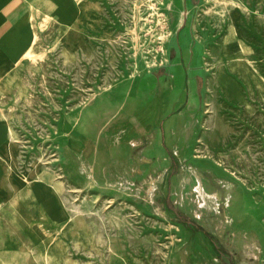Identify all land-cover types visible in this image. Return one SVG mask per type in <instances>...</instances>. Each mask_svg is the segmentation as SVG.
<instances>
[{
	"label": "rangeland",
	"instance_id": "rangeland-1",
	"mask_svg": "<svg viewBox=\"0 0 264 264\" xmlns=\"http://www.w3.org/2000/svg\"><path fill=\"white\" fill-rule=\"evenodd\" d=\"M53 2L57 15L30 17L33 42L0 83V163L25 208L39 185L62 208L56 221L37 207L34 241L0 264H264V1H203L187 64L168 0ZM234 9L247 14L231 26ZM191 78L199 105L183 113ZM118 86L146 107L85 122Z\"/></svg>",
	"mask_w": 264,
	"mask_h": 264
},
{
	"label": "crops",
	"instance_id": "crops-1",
	"mask_svg": "<svg viewBox=\"0 0 264 264\" xmlns=\"http://www.w3.org/2000/svg\"><path fill=\"white\" fill-rule=\"evenodd\" d=\"M68 1L72 6L71 8L75 9L72 0ZM168 1L169 3H167L166 11H171L172 15L175 16V19L169 24L170 32L175 33V40L173 43L181 47L179 53L177 52V58L184 64L196 62L199 57L196 56L197 54L194 53L193 50L195 39L192 32L195 30V24H192V15L195 9H198L197 13H199L200 10L203 11L206 8L205 5H203V8L201 7L203 1L206 0ZM251 1L252 6H257L260 0ZM55 8L56 5L53 0H0V83L5 80H11L17 76L14 67L11 68V66L19 62L23 52L28 49L33 42V30L29 23L30 17L35 16L37 12L41 15H57ZM252 10V15L260 14L259 11H254L253 8ZM246 14V11L243 10L241 12H238L236 9L230 10V12H227V23L234 26L236 25L237 20L239 18L243 19ZM251 14L249 13L247 17H251ZM232 17H235V19L233 20ZM171 54L172 56L174 55L173 50L171 51ZM198 80H195L194 78L187 79V102L183 107V113L196 108L199 105L200 86ZM5 85L6 84L4 83V86ZM120 87L121 86L117 87L113 94L107 92L103 93L100 98H95L92 107L88 108L85 112L83 120L88 122L97 119L96 111L100 107H102L104 112L107 111L106 113L109 114L110 118L114 116L121 117L125 115L126 110L139 112L142 111L143 106L146 107V104L144 105L142 102L141 104L133 103L135 102L134 100L126 103V93L122 91ZM151 108L154 113L153 107ZM146 109L147 108H145L144 111ZM151 125V122L148 126L137 125L131 132L134 136L145 134ZM160 135L161 132L154 137L149 148L160 143ZM4 143H9L8 127L5 121L0 119V144L3 145ZM2 168H5L6 170ZM4 172L5 174H3ZM0 184V204H10V215L0 221V251H25V248L30 247L31 245V238H33V241L35 238V224L38 221L35 217L37 206L42 208L44 213H50L56 221H58V216L57 214L54 216L53 213H57L56 210L62 207L59 208V200L57 202L56 196H52L53 194L49 188L45 185H39L34 186V199L31 200V203L26 209V199H24L25 194H20L17 190H14V187L17 186L15 175L9 174L8 168L3 167L1 163ZM63 217L64 219L66 218L65 216ZM24 234H26V236H24Z\"/></svg>",
	"mask_w": 264,
	"mask_h": 264
},
{
	"label": "bare ground",
	"instance_id": "bare-ground-1",
	"mask_svg": "<svg viewBox=\"0 0 264 264\" xmlns=\"http://www.w3.org/2000/svg\"><path fill=\"white\" fill-rule=\"evenodd\" d=\"M159 1V0H158ZM65 4V3H64ZM57 7V6H56ZM69 7V6H68ZM151 7V6H150ZM68 9V8H67ZM66 12V11H65ZM66 14V13H65ZM258 16V15H257ZM232 19L234 20L235 19V17H232ZM70 24V23H69ZM68 24V25H69ZM67 25V24H66ZM119 87V86H118ZM129 87H130V83H128V86L126 87L125 86V91H127L128 89H129ZM122 89V88H121ZM140 89V88H139ZM120 90V89H119ZM141 91V90H140ZM141 104V103H140ZM143 109V108H142ZM213 125H215V123L213 124ZM213 127V126H212ZM215 127V126H214ZM5 159V158H4ZM38 167V166H37ZM2 169H4V170H6L5 168H2ZM16 172V171H15ZM39 171L38 170H36V169H34V170H30V171H28V173L26 174L27 175V178L29 177V176H31L32 174L33 175H35V174H37ZM3 174H5V172L3 173ZM19 175V174H18ZM8 176H10V175H8ZM14 177V176H13ZM34 177H32V179H33ZM46 178V177H45ZM2 179V178H1ZM15 181V180H14ZM1 185V184H0ZM1 187V186H0ZM5 196V195H4ZM3 196V197H4ZM8 196V195H7ZM1 199V198H0ZM9 199V198H8ZM8 201V200H7ZM38 207V206H37ZM38 210V209H37ZM76 210V209H75ZM74 210V211H75ZM79 210V209H78ZM79 212V211H78ZM77 212V213H78ZM18 214V213H17ZM19 215V214H18ZM15 216H16V214H15ZM39 216V215H38ZM76 220V219H75ZM76 222V221H75ZM74 222V223H75ZM117 222V221H116ZM78 224V223H77ZM27 249V247L25 248V250ZM28 251H30V250H28ZM44 257V256H43ZM47 259V258H46Z\"/></svg>",
	"mask_w": 264,
	"mask_h": 264
},
{
	"label": "trees",
	"instance_id": "trees-1",
	"mask_svg": "<svg viewBox=\"0 0 264 264\" xmlns=\"http://www.w3.org/2000/svg\"><path fill=\"white\" fill-rule=\"evenodd\" d=\"M172 211L174 210V209H171Z\"/></svg>",
	"mask_w": 264,
	"mask_h": 264
}]
</instances>
